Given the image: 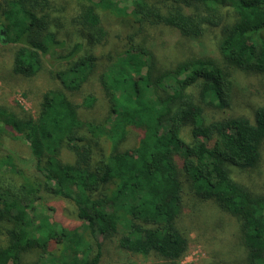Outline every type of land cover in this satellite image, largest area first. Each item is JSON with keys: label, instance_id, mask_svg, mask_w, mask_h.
Wrapping results in <instances>:
<instances>
[{"label": "trees", "instance_id": "obj_1", "mask_svg": "<svg viewBox=\"0 0 264 264\" xmlns=\"http://www.w3.org/2000/svg\"><path fill=\"white\" fill-rule=\"evenodd\" d=\"M76 1L80 8L72 23L84 43L64 52L65 43L51 30L49 0H0V31L6 43L16 45L13 74L34 77L45 58L64 52L56 58L65 65L55 73L61 87L76 93L89 81L99 66L91 51L107 38L95 7L115 4ZM127 16L134 32L98 78L109 108L102 122L81 120L61 89L42 94L35 118L0 106V146L6 135L21 139L33 170L22 183L6 172L0 176V222L8 224L0 264H100L98 239L118 235L120 251L179 264L187 249L176 224L184 181L201 201L235 217L249 264H264V194L230 171L251 170L260 162L264 106L256 108L253 122L232 117L209 123L201 106L229 107L232 71L264 74V0H131ZM148 28L169 29L186 41L220 28L217 58L188 57L164 67L154 46L139 38ZM94 102L87 95L82 106L89 109ZM131 128L138 142L122 150ZM185 131L189 142L182 139ZM103 138L112 147L100 156L97 142ZM63 149L73 162L61 160ZM2 170L23 174L10 153L0 157ZM43 194L71 202L79 225L45 214ZM34 253L35 260L26 261Z\"/></svg>", "mask_w": 264, "mask_h": 264}, {"label": "rangeland", "instance_id": "obj_2", "mask_svg": "<svg viewBox=\"0 0 264 264\" xmlns=\"http://www.w3.org/2000/svg\"><path fill=\"white\" fill-rule=\"evenodd\" d=\"M115 7L102 9L95 7L101 24L106 30L105 43L94 48L91 52L98 58L99 66L89 81L76 93L65 91L55 73L65 68L56 58L66 52L76 43H84L79 29L72 23V18L79 10L76 0H49L51 7V30L56 33L59 41L65 43L64 52H56L45 58L38 74L25 78L12 73L13 53L16 45L6 43L5 33L0 31V106L8 111L19 114L21 111L35 118L39 111L42 94L48 89H61L67 97L77 105L78 116L83 121L102 122L109 113L107 101L103 95L98 78L103 74L107 60L116 59L126 49L127 36L134 29L128 20L131 0H113ZM92 0V4H95ZM221 36L220 28L206 29L203 36L196 41H186L179 38L175 32L166 28H148L139 36L148 44H152L156 56L164 67H169L175 61L188 57L210 56L217 58V45ZM87 50V47H85ZM233 93L228 108L218 109L212 105L201 104L206 123L232 117H245L253 122L254 112L259 106H264V74L243 73L232 71ZM197 90L194 92L196 93ZM87 95L95 98L94 105L86 109L82 101ZM137 130L127 131L126 140L120 146L122 150L135 146L138 142ZM185 142L190 137L185 131L182 135ZM98 154L105 156L111 151V142L99 139ZM10 153L14 163L23 174L15 175L2 170L0 176L6 172L17 183L24 179H31L33 170L29 162V150L19 138L6 135L1 139L0 157ZM97 156H95L96 158ZM63 162L71 163L73 155L66 149L60 153ZM232 177L251 191L264 194V143L261 148L260 162L251 170L231 168ZM8 172V173H7ZM3 176V175H2ZM182 210L176 221L177 227L187 240V249L179 264H249L246 250L243 246L239 223L235 217L221 211L212 201H201L193 192L188 182L183 183ZM42 211L55 221L66 226H77L79 221L71 202L62 197L42 195ZM49 209V210H47ZM8 224L0 222V246L7 241L4 228ZM119 235L109 239L99 238L101 243L100 264H169L155 255L141 256L123 252L118 249ZM90 243L95 242L88 236ZM36 253L26 256L31 262Z\"/></svg>", "mask_w": 264, "mask_h": 264}, {"label": "water", "instance_id": "obj_3", "mask_svg": "<svg viewBox=\"0 0 264 264\" xmlns=\"http://www.w3.org/2000/svg\"><path fill=\"white\" fill-rule=\"evenodd\" d=\"M0 35H2V33H0Z\"/></svg>", "mask_w": 264, "mask_h": 264}]
</instances>
